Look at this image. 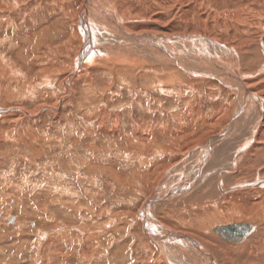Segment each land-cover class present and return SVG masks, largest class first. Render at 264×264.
Instances as JSON below:
<instances>
[{
    "label": "rangeland",
    "instance_id": "374dc122",
    "mask_svg": "<svg viewBox=\"0 0 264 264\" xmlns=\"http://www.w3.org/2000/svg\"><path fill=\"white\" fill-rule=\"evenodd\" d=\"M125 1L127 13H123L132 19L149 20L155 15L156 19L159 17L156 21L162 23L168 24L172 20V34L188 29V35L214 36L213 39H222L220 41H226V44L264 43V0H201L204 7L209 6L211 10L240 12L238 19L206 20L201 27L204 31L194 19L196 11L193 8L183 10V23H174L175 16L168 18L148 0L138 4ZM83 5L82 0H0V264H31L40 237L45 240L41 251L47 252V260L49 254L59 250L64 254L72 253L74 247L80 250L81 246L75 242L63 247L65 241L60 237H65L67 232L75 237L79 233L77 229L107 224L117 214L120 218L123 214L135 216L157 188L163 186L167 191L177 186L181 188L180 180L184 175L182 180H195L193 187L196 189L190 195L158 201L159 207L168 205L172 216V221L161 219L162 223L174 231L192 227L196 232L199 226L208 231L217 223L225 225L228 218L222 213V218L212 216L205 220L199 206H189L194 201L199 205L203 203L204 191L208 201L220 196L213 185L214 179L218 180L216 173L201 180L205 169L202 168L201 177L199 171L193 173L201 160L191 165L189 159H193V151L200 145L195 141L201 136L215 138L230 125L233 117L238 116L241 122L243 112L236 113L235 94L217 80L203 82L186 74L178 75V83L167 90L168 86L159 85L156 80V76L164 77L160 70L142 71L126 68L123 64L111 73L107 68L89 67L85 60L83 63L86 64H80L76 71L77 55L81 52L80 58L88 56L80 43L81 38L73 33L74 28L78 26L80 16L84 17L85 23L97 16L92 10L83 11ZM242 5L248 6L245 9ZM206 16L203 14L199 21H204ZM89 28L95 31L94 38L98 36V30H103ZM102 28H106L105 22ZM150 30L157 32L159 29L152 26ZM111 41L104 37L101 43L107 45L113 43ZM113 46L104 49L111 50ZM243 72L248 80H253L248 66ZM45 78L52 83L46 84ZM89 78L92 83L88 82ZM257 84L254 80L250 87L255 88ZM254 113L250 111L252 120ZM220 114L224 115L223 120L215 126L214 120ZM102 119L105 127L100 129ZM115 119L119 121L116 130L112 127ZM191 127L196 129V135L191 134ZM161 130H168L171 135L163 134ZM240 133L234 144L214 141L212 159L207 163L209 170L219 167L230 170L232 151L240 143L238 138L243 139L246 135H242L243 131ZM263 139L264 134L260 135L259 142H264ZM160 147L161 154L158 153ZM223 147L230 148L221 154ZM262 151L259 152L264 158ZM260 154L254 162L258 167V161L262 160L258 168L252 166L255 164L248 157L242 159V171L248 172L245 177L253 178L255 171L263 168L264 159ZM180 164L183 167L179 169ZM179 170L183 173L178 174ZM227 184L234 186L236 183ZM181 189L184 192L187 187ZM225 197L229 202L220 200L223 201L219 208L221 212L230 207L229 203H239L248 209L258 200L262 201L264 194L244 189L228 192ZM262 207L264 203L256 211ZM184 217L188 219L184 220ZM123 231L120 230L121 237ZM137 231L138 228L134 229L133 234ZM112 233L105 234L109 241V236L117 237ZM106 238H102L104 247L109 244ZM121 242L130 245L131 255L126 261L129 256L136 257L132 240L127 236ZM23 243L31 245L27 251ZM84 245L86 247L87 243ZM116 248L117 245L111 247L109 252ZM52 260L53 264L59 263ZM76 263V258L68 262Z\"/></svg>",
    "mask_w": 264,
    "mask_h": 264
},
{
    "label": "bare ground",
    "instance_id": "6f19581e",
    "mask_svg": "<svg viewBox=\"0 0 264 264\" xmlns=\"http://www.w3.org/2000/svg\"><path fill=\"white\" fill-rule=\"evenodd\" d=\"M130 1L135 2L136 4L143 2V0ZM148 1H150L152 5H156L155 7L161 11L160 13L163 12L168 18L172 15L175 16L173 21L174 23H183V10L186 8H193L196 11L194 19L198 21L196 23L198 24L199 29H202V25L206 24V20L215 19L218 17L222 18V21L227 19L232 20L233 18L238 19L237 17H239L240 13L239 11L230 12V10L228 11L227 9H222L223 12H220L216 9L211 10L209 6L204 7V4L200 2L201 0ZM82 2L85 3V5H83V11L86 12L92 10L97 16L92 19L91 22L90 20H87L88 18H86L87 22L85 23L84 17L79 15V24L74 28L73 33L79 35L78 37L81 38L80 43H82V46L85 48H83L85 50L84 53L88 56L87 58H80L81 52L79 55H77L74 63L76 71H78V67H81L80 64L85 65L87 62L89 65H86L89 67H91L90 65H93L95 67H101L102 69L107 68L106 70L110 69V72L114 73L113 71L117 70L116 68L123 64L126 68L137 70L140 69L142 71L146 70L152 72V70H160L164 74L163 79H159L155 73L154 75L156 76V80L158 81L159 85L161 84L168 86V88L165 86L167 90L171 89L175 83H178V75L186 74L194 80L198 79L203 82L206 80H217L222 86L229 88V90L235 94L237 99V106H234L236 108V113L238 114L239 112H243V117H241L245 123L242 120L239 122L238 116L237 118L233 117L230 125L215 138L208 139L205 136H201L195 141L200 145L196 151H193L194 153L192 152L193 159H189V163H191V165H196L198 160H201V162L197 164L196 168L193 169V173L199 171L200 177L204 172L203 169H205V172L202 175L204 177H201V180L204 178L208 179L210 175L216 173L218 180L215 181L214 179V183H212L213 185L215 184V188L220 194L218 198L208 201V196H206L207 193L204 191L203 203H200L199 205V203H197L198 201H194L192 204L189 203V206H199V208L204 211L203 219L205 220L212 216L222 218V213L227 215L228 218L226 223H224L225 225L217 223L216 226H213L210 230L208 229V231L199 226L196 232L192 230V227H189V229L188 227H183L180 231H174L175 229H172L168 225L166 226L164 223H162L161 219L172 221V216L170 215L168 205L167 207L166 205L164 207L163 205L162 207H159L158 201L170 199L179 195H190L192 191L196 189L193 187L195 180H182L185 179L184 175L180 180V187H187V191L185 190L186 192H183V190L178 188V186L172 191H167L163 186H161L162 188H157L155 193H150L147 201L143 203L141 209L135 216L131 214H123V216L120 218L117 216V214L109 219L111 220L110 223H108V220L107 224L103 223V225H100L99 227L95 226L92 229H77V232L79 233H77L75 237L69 235L70 233L68 232L64 235L65 237H60L64 238L65 241L63 247L70 245L71 242H75L81 246L80 250H77L74 247V251L72 250L73 252L70 254H64L62 250H59L55 253L49 254L50 258L47 260V252L44 251V254V252L41 251V246L45 240H41L40 237L39 241L36 240V251L34 250L35 257L31 260V264H53L54 261L52 259H55V262L56 260L59 261V263L56 264H68L71 258L77 259L76 264H128V262L129 264H219L218 262H221L220 264H264V224H262L264 222V208L262 207L260 211H256L260 206L263 205L264 199L262 201L258 200L257 204H254V206L248 209L242 207V205L239 203L235 205L229 203L228 205L230 207H226V209L224 211L222 210V212L219 210L223 201L227 203L229 202L225 197L228 192L232 193L235 190L238 191L246 189L250 193H257L258 195L262 196L264 194V166H261L263 168L260 170L255 171L254 175L252 176L253 178L245 177V173L248 174V172H245L244 170L243 172V166L241 167V165H243L242 159H244V157H248L249 159L253 160L252 164H255L254 162L257 161L255 158L258 157V153L260 154V152L264 150V142H259L260 135L264 134V92L262 93V91H264V43L262 41H260L262 44H260L258 41H245L239 42V44L230 42V44H226V41H223L225 43L224 44L220 41L222 39H213L215 38L214 36H212L213 38H210L202 35L200 36L199 34V36L188 35L186 34V30L188 29L184 30L183 28L181 33L172 34L173 31L170 29V23L172 20L168 23V26L166 23L156 21L159 17L156 19L155 15L149 20H137V18H130L128 14H125L127 13L125 12L127 7L125 0H82ZM246 6L242 5V7H245V9ZM245 9H243V12H246ZM82 12L80 14H82ZM211 13L212 15L210 16ZM203 14H207L205 20L199 21L198 18ZM104 22L106 23L105 29L102 28ZM186 23L187 22L185 21V24ZM91 26L98 29H103L104 31L98 30V36L94 38L93 33L95 31L89 30V27ZM152 26H157L159 30H156L157 32H152L150 30ZM204 30L205 29H202V31ZM101 31L103 32L101 33ZM128 33L132 34L129 35ZM207 33L208 32H206V34ZM192 35L194 34L192 33ZM104 37L112 40L111 42L113 43L103 45L101 41H104ZM130 43L135 45H130ZM113 44L114 46L111 50L104 49L108 46H112ZM140 58H143V60L140 61ZM85 60L87 61L83 63ZM246 66H248L249 70H252V81L247 79L248 76L245 75L244 72L241 73V71H243L244 67ZM44 80H46V84L52 83L50 82V79L45 78ZM254 80L258 81L257 87L255 88L250 87L252 86ZM88 82L92 83L91 78H89ZM189 110H191L190 107ZM250 111L255 112L253 120ZM225 113L226 112H224V115ZM222 114L216 116L217 118L214 120L215 126H218V123L223 120L224 115L222 117ZM118 123V119L112 121V127H114V130L118 129ZM104 127L105 122L104 119H102L100 123V129ZM243 127H245V129H243ZM191 131V134L196 133L195 128L191 127ZM241 131H243L242 135H246L245 137L242 136L243 139L238 138L240 143H237V146L232 151L230 170H224L222 167L210 168L209 170L207 163L209 164L212 159V146L214 141H219L221 144H234L235 138L240 137L239 135H241ZM161 133L171 135V132L168 130H161ZM220 148L221 147H219V149ZM229 148H227V150ZM227 150L223 147L222 150H220V153H226ZM159 151L158 153L161 154L163 151L161 147ZM262 153L264 152L262 151ZM260 155L263 158V154ZM261 162L262 160L258 161V167L260 164H262ZM256 165L257 164L252 166L254 168H258ZM182 167L183 165L181 166V164L178 166L179 169ZM179 172L183 173L180 170L177 171L178 174ZM239 178H242V180ZM231 180L236 183L234 186L227 184L228 182H232ZM88 215L90 217V214ZM99 215L97 216L99 217ZM259 216H261L263 219H260ZM185 219L188 218L184 217V220ZM258 219L262 221L260 222ZM240 220H247L249 222H238ZM221 222L222 221H220V223ZM231 225H249L251 230L248 235L244 236L240 242H226L220 236H218L215 231L218 228ZM137 228L138 231L134 235L133 231ZM120 230H124L123 237L120 235ZM111 231L113 232L112 234H117V237L113 235L109 236V241L105 234L107 232L110 233ZM127 236L132 240V243H134L135 249L133 250H135L136 256L134 258H130L129 256L128 262L126 260L128 258L127 256L129 254L131 255V253L128 251L130 249V245L126 246L125 243L121 242L123 239L127 238ZM83 238L85 242L83 241ZM102 238H106L108 240L109 244L107 247L102 245L104 240ZM84 243H87L86 247ZM115 245L118 246V248H116L117 250L115 249L116 251L110 253L109 250ZM30 246V244L23 243L25 251H27L28 247ZM51 247L49 248L51 249ZM139 254L141 257L138 256Z\"/></svg>",
    "mask_w": 264,
    "mask_h": 264
},
{
    "label": "water",
    "instance_id": "95a60500",
    "mask_svg": "<svg viewBox=\"0 0 264 264\" xmlns=\"http://www.w3.org/2000/svg\"><path fill=\"white\" fill-rule=\"evenodd\" d=\"M251 228L249 225H235L218 228L215 232L223 240L230 243L240 242L244 236L248 235Z\"/></svg>",
    "mask_w": 264,
    "mask_h": 264
}]
</instances>
